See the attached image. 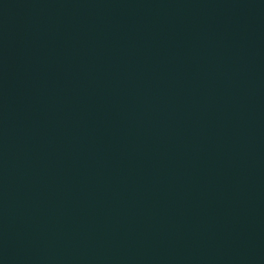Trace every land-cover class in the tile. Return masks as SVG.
<instances>
[{"label":"water","instance_id":"water-1","mask_svg":"<svg viewBox=\"0 0 264 264\" xmlns=\"http://www.w3.org/2000/svg\"><path fill=\"white\" fill-rule=\"evenodd\" d=\"M0 264H264V0H0Z\"/></svg>","mask_w":264,"mask_h":264}]
</instances>
